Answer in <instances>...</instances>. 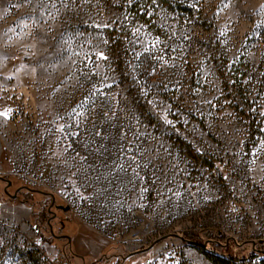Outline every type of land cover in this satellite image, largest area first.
<instances>
[{
  "label": "rangeland",
  "instance_id": "1",
  "mask_svg": "<svg viewBox=\"0 0 264 264\" xmlns=\"http://www.w3.org/2000/svg\"><path fill=\"white\" fill-rule=\"evenodd\" d=\"M136 1L0 0V264H264V0Z\"/></svg>",
  "mask_w": 264,
  "mask_h": 264
},
{
  "label": "trees",
  "instance_id": "2",
  "mask_svg": "<svg viewBox=\"0 0 264 264\" xmlns=\"http://www.w3.org/2000/svg\"><path fill=\"white\" fill-rule=\"evenodd\" d=\"M196 0H138L136 2H133V6H138L137 7V11H140L139 9H143L141 6L139 7V4L140 3H144V4H147V3H155V4H161L163 7H166V8H172V9H178L180 11H184V12H187V13H190L192 14L194 11H195V7H196ZM145 14L147 12H144ZM122 36L125 37V33L123 32L122 33ZM119 42V39H117V44ZM121 44V43H120ZM122 46H125L124 43L122 42ZM119 66H120V70L121 68L125 70H128L130 72V69H127L126 67L127 66H124V61L122 60V58L119 59ZM139 69V67L137 68ZM132 74V75H131ZM128 81H131L133 84H135L137 86V83H140L139 81H141L140 77H139V74L137 72H131L130 73V78ZM134 92H136L135 95H137V87L135 89H133ZM132 90V93H134ZM134 100H136V103H135V106L138 108L139 111L141 112H144L145 111V107L143 106L142 102H141V99L140 98H134ZM180 236H182L184 239L190 241V242H196L197 243H202V241H211V243L216 246V247H222L224 249L227 248L228 245L225 244L222 245L220 244V242L216 239H223L224 238V235L223 234H220V231H201V232H192V231H187V232H179ZM194 238V239H193ZM203 245V244H201ZM231 258L233 259H237L235 258L234 256L230 255ZM245 259V258H243Z\"/></svg>",
  "mask_w": 264,
  "mask_h": 264
},
{
  "label": "built area",
  "instance_id": "3",
  "mask_svg": "<svg viewBox=\"0 0 264 264\" xmlns=\"http://www.w3.org/2000/svg\"><path fill=\"white\" fill-rule=\"evenodd\" d=\"M15 119H21L23 116H24V109L23 107L20 105V106H17L15 108Z\"/></svg>",
  "mask_w": 264,
  "mask_h": 264
},
{
  "label": "flooded vegetation",
  "instance_id": "4",
  "mask_svg": "<svg viewBox=\"0 0 264 264\" xmlns=\"http://www.w3.org/2000/svg\"><path fill=\"white\" fill-rule=\"evenodd\" d=\"M62 226H63V225H62ZM63 230H64V233H62V234L59 235V236H61V237H67V240H68V241H69V238H70V240H71V235L69 236L68 233L65 232V230H66V224H65V223H64ZM71 241H72V240H71Z\"/></svg>",
  "mask_w": 264,
  "mask_h": 264
},
{
  "label": "water",
  "instance_id": "5",
  "mask_svg": "<svg viewBox=\"0 0 264 264\" xmlns=\"http://www.w3.org/2000/svg\"><path fill=\"white\" fill-rule=\"evenodd\" d=\"M0 178H1V179H4L3 177H0ZM8 185H9V186H11V185H12V181H11V180H8ZM173 235H174V236H179V234H177V233H175V234H173ZM69 240H70V238H69ZM208 241H209V240H207V242H206V243H208ZM206 243H205V244H203V245H206ZM199 244L201 245L202 243H200V242H199Z\"/></svg>",
  "mask_w": 264,
  "mask_h": 264
}]
</instances>
